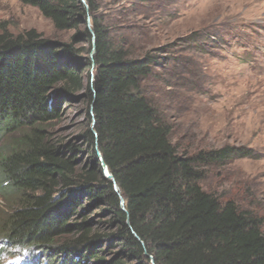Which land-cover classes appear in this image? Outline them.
I'll use <instances>...</instances> for the list:
<instances>
[{
  "label": "trees",
  "instance_id": "obj_1",
  "mask_svg": "<svg viewBox=\"0 0 264 264\" xmlns=\"http://www.w3.org/2000/svg\"><path fill=\"white\" fill-rule=\"evenodd\" d=\"M20 1L73 32L0 22V250L34 249L45 264H264L262 217L203 186L253 151H179L146 92L169 62L162 48L117 44L97 0ZM75 101L84 125L65 134L56 124Z\"/></svg>",
  "mask_w": 264,
  "mask_h": 264
},
{
  "label": "rangeland",
  "instance_id": "obj_2",
  "mask_svg": "<svg viewBox=\"0 0 264 264\" xmlns=\"http://www.w3.org/2000/svg\"><path fill=\"white\" fill-rule=\"evenodd\" d=\"M97 7L117 44L128 43L136 56L162 48L169 58L146 92L180 152L252 149L254 157L211 167L203 186L262 217L264 232V0H97ZM0 22L13 34L36 29L68 39L73 32L20 0H0ZM67 109L56 127L72 134L84 125L82 103ZM5 205L0 198V210ZM32 254L45 264L34 249L0 250V264H27Z\"/></svg>",
  "mask_w": 264,
  "mask_h": 264
},
{
  "label": "water",
  "instance_id": "obj_3",
  "mask_svg": "<svg viewBox=\"0 0 264 264\" xmlns=\"http://www.w3.org/2000/svg\"><path fill=\"white\" fill-rule=\"evenodd\" d=\"M82 2L84 4H86L85 0H82ZM87 5V4H86ZM94 49V44H93V48ZM93 53V50L91 51V54ZM101 161V160H100ZM100 166H101V170H102V174L103 176L110 180L113 184H114V189L117 191L118 194H120V191H119V188H118V185L115 181V178L114 176L112 175V173L110 172V170L107 168V166L101 161L100 163ZM120 199H121V204H122V208H124V198L122 197V195H120Z\"/></svg>",
  "mask_w": 264,
  "mask_h": 264
}]
</instances>
